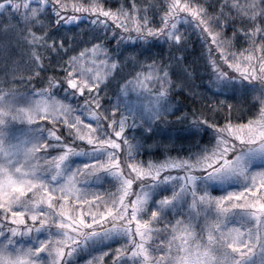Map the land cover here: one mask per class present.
Listing matches in <instances>:
<instances>
[{"label":"snow or ice","instance_id":"snow-or-ice-1","mask_svg":"<svg viewBox=\"0 0 264 264\" xmlns=\"http://www.w3.org/2000/svg\"><path fill=\"white\" fill-rule=\"evenodd\" d=\"M0 264H264V0H0Z\"/></svg>","mask_w":264,"mask_h":264},{"label":"trees","instance_id":"trees-1","mask_svg":"<svg viewBox=\"0 0 264 264\" xmlns=\"http://www.w3.org/2000/svg\"><path fill=\"white\" fill-rule=\"evenodd\" d=\"M148 52L153 55L162 54L167 58L169 49L167 45L160 41L154 42ZM200 52V43L197 37L193 35L189 41L188 51L185 53L187 56L186 67L193 76L191 81L192 92L198 93L199 95L193 97L185 90L184 94L176 96L175 99L181 110L189 113L196 111L199 114L200 111L204 110L206 105L215 104L218 100L225 99L233 105L243 106L244 102L239 96L232 98L231 93H228L227 96L223 93L217 94L216 88L209 82V72L204 66V60L198 59ZM205 114L207 115V113ZM170 119L174 120L175 117H170Z\"/></svg>","mask_w":264,"mask_h":264},{"label":"rangeland","instance_id":"rangeland-1","mask_svg":"<svg viewBox=\"0 0 264 264\" xmlns=\"http://www.w3.org/2000/svg\"><path fill=\"white\" fill-rule=\"evenodd\" d=\"M130 99H132V100H135V99H136V97H135V96H132Z\"/></svg>","mask_w":264,"mask_h":264}]
</instances>
